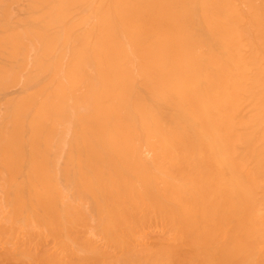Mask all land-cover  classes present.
Returning a JSON list of instances; mask_svg holds the SVG:
<instances>
[{"label":"bare ground","instance_id":"obj_1","mask_svg":"<svg viewBox=\"0 0 264 264\" xmlns=\"http://www.w3.org/2000/svg\"><path fill=\"white\" fill-rule=\"evenodd\" d=\"M0 264H264V0H0Z\"/></svg>","mask_w":264,"mask_h":264}]
</instances>
